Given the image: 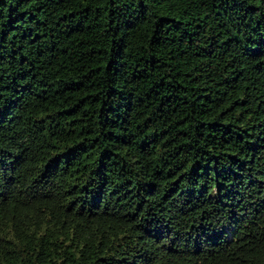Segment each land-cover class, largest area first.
Wrapping results in <instances>:
<instances>
[{
  "label": "trees",
  "instance_id": "trees-1",
  "mask_svg": "<svg viewBox=\"0 0 264 264\" xmlns=\"http://www.w3.org/2000/svg\"><path fill=\"white\" fill-rule=\"evenodd\" d=\"M0 264H264V0H0Z\"/></svg>",
  "mask_w": 264,
  "mask_h": 264
}]
</instances>
